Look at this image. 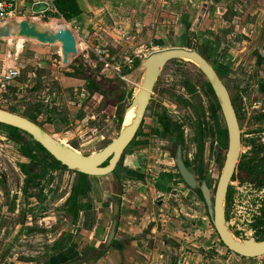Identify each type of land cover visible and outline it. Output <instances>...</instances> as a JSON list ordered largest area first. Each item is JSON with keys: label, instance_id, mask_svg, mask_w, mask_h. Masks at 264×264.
<instances>
[{"label": "rangeland", "instance_id": "374dc122", "mask_svg": "<svg viewBox=\"0 0 264 264\" xmlns=\"http://www.w3.org/2000/svg\"><path fill=\"white\" fill-rule=\"evenodd\" d=\"M203 1L209 7L206 14L209 24L203 32L200 27L194 31L186 18L192 12L189 20L193 22L197 10L172 0H166L145 15L121 18L116 23L118 26L107 12L91 14L82 26L65 21L78 41V53L67 64L62 62L59 44L42 45L22 38L0 40V58L9 49L12 59L24 66L22 84L6 83L0 91V107L26 117L38 114L37 121L46 130L89 155L118 136L124 121L121 123L117 116L125 118L142 73L127 82V92L133 95L115 107V116L108 108L116 91L122 89L120 82L142 60L155 51L181 46L205 55V46L213 42L215 51L209 60L227 69L222 77L240 118L242 152L252 138L264 142V4L257 0ZM11 11L13 19L29 18L47 25L61 20L57 17L50 20V16L34 12L25 0H15ZM210 36L212 39L208 41ZM257 48L261 57L253 62L249 55ZM91 79L101 83L99 91H105L100 101L89 98ZM200 82L199 69L191 62L173 60L164 67L144 122L122 160L125 163L126 156L136 154L140 148L134 146L136 142L146 141L137 153L145 156L142 167L152 177L135 188L124 179L128 173L124 164L115 171L116 177H91V192L82 202L92 203V209L81 211L75 223L70 221L67 210L77 175L62 169H46L40 177L30 179L21 165L31 160L22 155L20 146L0 125V264L59 263L58 258H50L55 252L54 242L63 231H67V239L78 241L77 251L89 257V245L103 242L110 226L108 214L105 230L98 231L103 206L108 209L114 195L120 192L116 186L106 190L104 186L110 178L114 182L121 180L122 191L123 188L144 190L151 199L150 207L157 221H150L153 225L147 234L150 232L151 237L145 234L143 239L135 240L139 249L158 251L162 261L170 257L177 264H238L235 253L220 240L202 198L180 178L171 154L170 134H154L157 115L168 117L172 128L180 127L185 159L196 173L203 167L210 186L215 189L226 150L218 143L215 120ZM219 119L224 122L222 116ZM156 181L166 185L169 192L158 191ZM112 191L115 193L110 198ZM230 196L227 215L232 228L241 237L263 239L264 171L253 182L243 180L237 172ZM110 263L103 259L100 264Z\"/></svg>", "mask_w": 264, "mask_h": 264}, {"label": "water", "instance_id": "95a60500", "mask_svg": "<svg viewBox=\"0 0 264 264\" xmlns=\"http://www.w3.org/2000/svg\"><path fill=\"white\" fill-rule=\"evenodd\" d=\"M48 4L41 2L35 5L34 11L41 12L47 9ZM205 3L200 10L193 30H198L206 11ZM25 38L42 45L59 44L62 52V62L67 64L78 53L77 36L65 21H56L52 25L44 24L29 18H14L0 22V40L9 38ZM173 60L188 61L196 65L206 81L212 87L222 112L227 130V149L221 173L215 189L206 180L199 179L185 161L183 142H177L174 160L184 183L192 190H200L205 201L210 220L222 243L233 253L245 258L264 256V239L254 236L241 237L232 228L227 219V197L230 185L234 178L241 156L242 132L238 113L236 111L231 93L212 64L198 50L187 47L165 48L151 53L142 60L120 82L122 92H127L130 78L142 73L138 88L127 110L133 109L134 116L130 123L122 125L118 136L103 149L92 154H83L68 144L63 143L39 122L17 112L0 107V124L13 126L39 142L43 148L58 160L62 166L74 172L89 176H105L113 173L119 164L125 149L135 138L143 123L146 111L154 92L156 83L164 67ZM126 81V82H125ZM120 220V201L114 199L112 203V221L108 236L103 248L106 252L116 236ZM82 259L64 264H80Z\"/></svg>", "mask_w": 264, "mask_h": 264}, {"label": "crops", "instance_id": "0c3cea01", "mask_svg": "<svg viewBox=\"0 0 264 264\" xmlns=\"http://www.w3.org/2000/svg\"><path fill=\"white\" fill-rule=\"evenodd\" d=\"M39 1L42 0H25V2L33 10L35 5L38 4ZM44 1L48 2L49 5L47 6L46 10L41 11L39 13H44V15L49 17V14L57 12V9L55 8L53 3L54 0H44ZM81 1L83 2L82 5L84 8V12L69 21L71 24L75 23L77 26H82L85 20L87 21V18L91 16V14L94 13L99 14L105 12H107L108 15L113 17V21L115 22V25L118 26L116 23L119 19L124 17L128 18V17H137L138 15H145L149 13L148 12L149 10H153L156 6H160L161 4L163 5V2H166V0H81ZM172 1H175L177 4L184 3L185 5L182 6L187 9L192 7V9L197 10L196 18L200 10L202 9L203 5L206 3L207 8L203 16L202 22L199 25L201 30L200 32L204 31L205 27L208 26L209 24L208 19H206V14L209 9L207 2L203 0H172ZM257 1L261 2V5L264 4V0H257ZM13 2H15V0H13ZM229 6H232V4ZM260 9L263 10V8ZM191 14L192 12L188 14L189 16L186 15V18L191 23V25H193L196 18L195 20H193V22H191L189 20V17L191 18L192 16ZM10 15L11 17L8 20L13 19V15H14L13 12ZM187 20L186 22H188ZM233 22H235V20H233ZM210 33L212 34L214 32H211L210 30ZM211 39L212 36L208 38V41ZM4 52L5 53H3L4 55L3 58H0V67H1L0 76L2 72L5 73L8 69L15 68L16 66L20 67V71L22 74V71L24 70V66L22 64L19 65L20 63H17L12 59V57L10 56L9 49H7V51ZM21 74L13 78L12 80H8V81L4 79L2 80L7 84L17 85L20 84V82H22L20 80ZM3 88H4V84H2V86L0 87V91H2ZM89 113H91L92 116L94 114L91 111ZM55 132H58L56 134H59V132L61 131H55ZM135 155L131 156L128 162L129 165H131L130 169L134 173H137L136 171L137 167L140 165L142 166V163L145 162L146 158L145 156H141L139 154H135ZM89 181L90 184L92 185L91 178H89ZM103 194L104 193L102 192V195ZM122 198L123 200H122V208H121L120 227L118 229V234L116 237V241L114 243V251L112 252L113 254L111 256L112 258L109 260V262H111L110 264H174L173 262L174 260L171 261L170 257L162 261L161 254L158 251H154L151 249H145V250L139 249L138 244L135 241L137 239H143L145 234L150 235L149 237H151L152 234L150 232L147 234V232L150 231L153 225L150 224V221L152 219L157 221L156 215H154L153 209H151L150 207L151 199L146 194V192H144V190L138 191V190H132V188H126ZM94 209H96V207H94ZM107 210H108L107 206L106 205L103 206V210L101 211L98 231L99 229L102 231L105 230V226H106L105 223H106V219L108 218ZM153 237H156V234H154ZM66 252L67 251H65L64 255H66L67 253H71L70 250H68L67 253ZM245 264H264V256L261 258H256V260H252V258H248Z\"/></svg>", "mask_w": 264, "mask_h": 264}, {"label": "trees", "instance_id": "16d2710c", "mask_svg": "<svg viewBox=\"0 0 264 264\" xmlns=\"http://www.w3.org/2000/svg\"><path fill=\"white\" fill-rule=\"evenodd\" d=\"M53 3H54L55 8L57 9V12L49 14V16L63 18L68 22L71 19L79 16L81 13L84 12V8L82 5L83 2L81 0H54ZM205 49L207 50V53L204 56H206V58L209 59V57L213 55V51H215L214 43L213 42L208 43L205 46ZM217 64L219 63L217 62ZM215 67L221 75L227 74V69L225 66H223V64L215 65ZM199 73L201 76V82L199 85H201V87L203 88L209 100V111H210L211 116L215 120V127H216L218 143L222 149L226 150L227 149V130H226L224 122H222L219 119V117L221 116L220 106L217 102V99L215 97L212 87L204 79L203 74L200 71ZM100 85L101 83L96 80H92V79L89 80L88 88L92 94L91 97L96 101H98L101 98V96L105 93V91L103 92L99 91ZM126 95H132V94L131 92L124 93L122 92V89L119 88L116 91V95L113 98V102L111 103L108 109L110 111H113L116 105L121 103L125 99ZM11 111L16 112L13 109ZM27 116L30 119L37 122L38 114L36 115L32 114V115H27ZM156 117H157L156 125L153 127L155 130L154 132L155 134L161 135V134H166L168 132L170 136H174L175 134H177L176 136L180 140H184L180 132V127L174 126V128H172L171 126L172 123L168 117H166L165 115H162V116L157 115ZM119 120L121 123H123L124 117L119 115ZM0 125L8 130L11 140H13L15 143H17L20 146V150L24 156L31 158V159H37V160L39 159V157H42L43 160L45 161V164L48 166L49 170L62 169V168L65 169V167L62 166L61 163L58 160H56L53 156H51V154H49L39 142L33 140L29 135L23 133L22 131H20L19 129L13 126H8L5 124H0ZM146 143H147L146 141L136 142L134 146L136 147L139 146L141 148L143 145L145 146ZM128 161L129 159L127 158L126 163L129 164ZM186 163L192 170H194L193 167H191L189 161H186ZM122 164H125V163H122ZM129 170L130 171H128V175L134 174V172L131 169ZM198 173H199L200 178H207L203 167L199 170ZM115 174L116 172L114 171L110 175L115 176ZM119 181H117V179L115 180L116 183H119ZM115 182L112 180V178H110L108 185L106 183L104 187L106 188V190L108 189V191H111V188H113V184ZM28 189L29 187L27 186L25 191L28 192ZM89 189H90V184H89L88 176L84 173L78 172L77 179H76L75 184L73 185L72 193L69 199L70 205L68 206V214L71 215L72 219H77L79 215V211L83 205H86V209L90 208V206L87 205L88 203L84 204V202H82V199L88 196ZM68 241L58 240L55 243L54 248L57 250H61L65 248L67 245H69V243L70 245L74 247L77 246V243L74 240H71L69 242ZM98 247L101 248L102 247L101 244L98 245ZM235 255L237 256V261L239 263L245 264L246 260H248V258L239 256L237 254Z\"/></svg>", "mask_w": 264, "mask_h": 264}, {"label": "flooded vegetation", "instance_id": "af4514ba", "mask_svg": "<svg viewBox=\"0 0 264 264\" xmlns=\"http://www.w3.org/2000/svg\"><path fill=\"white\" fill-rule=\"evenodd\" d=\"M207 8V7H206ZM195 22V21H194ZM194 25V24H193ZM193 25H192V29H193ZM195 31V30H194ZM254 44L255 43H253L250 47H252V46H254ZM258 47V46H257ZM262 49V48H261ZM204 55V54H203ZM216 56V55H215ZM259 56V57H258ZM206 57V56H205ZM261 56H260V49L259 48H257L256 50H253V52H252V54H250L249 55V58L254 62V61H256V60H259V58H260ZM208 59V58H207ZM209 60V59H208ZM210 61V60H209ZM218 71V70H217ZM34 73H36V72H34ZM219 73V72H218ZM21 74V73H20ZM220 74V73H219ZM220 76L222 77V75L220 74ZM204 79H205V77H204ZM222 79H223V77H222ZM206 80V79H205ZM224 81V80H223ZM0 84H1V86H2V84H4V88H5V82L2 80V78H1V76H0ZM22 83L20 82V84H17V86H19V85H21ZM226 84V83H225ZM88 86H89V84H88ZM227 86V85H226ZM228 87V86H227ZM229 89V88H228ZM230 91V90H229ZM264 91V90H263ZM88 92H89V98H90V100L91 101H96V100H94L91 96H92V94H91V92H90V90H89V88H88ZM100 92H103V90L102 91H100ZM124 93H126V92H124ZM128 93V92H127ZM231 93V92H230ZM132 94V93H131ZM133 95V94H132ZM128 95H126V97H127ZM231 96H232V94H231ZM102 97V96H101ZM133 97V96H132ZM133 99V98H132ZM232 99H233V97H232ZM101 100V98L98 100V101H100ZM233 102H234V100H233ZM121 103H119V104H117L116 105V107L117 106H119ZM235 105V104H234ZM128 108V107H127ZM236 108V107H235ZM92 112V111H91ZM111 112H113V114H114V112H115V108H114V110L113 111H111ZM146 115V114H145ZM114 116H115V114H114ZM221 116H222V118H223V115H222V112H221ZM118 117V119H119V116H117ZM239 117V116H238ZM144 119H145V117H144ZM223 121H224V118H223ZM239 121H240V118H239ZM38 122V121H37ZM143 122H144V120H143ZM40 123V122H39ZM41 124V123H40ZM143 124V123H142ZM224 124H225V121H224ZM142 126V125H141ZM141 126H140V128H141ZM225 127H226V125H225ZM139 128V129H140ZM241 132H242V130H241ZM24 133V132H23ZM26 134V133H25ZM137 134H138V132H137ZM137 134H136V136H137ZM155 134V133H154ZM182 134V133H181ZM177 134H175L174 136H170V142H171V144H172V150H171V154H172V156H173V158H174V156H175V153H176V148H177V142H174V143H172L173 142V139H177V141H182L183 142V154H184V140H180L177 136H176ZM56 138H59V137H57L58 135H54ZM135 136V137H136ZM60 139V138H59ZM135 139V138H134ZM133 139V140H134ZM242 139H243V135H242ZM62 142L64 143L65 141L64 140H62ZM133 142V141H132ZM131 142V143H132ZM142 142H144V141H142ZM66 144V143H65ZM109 144V143H108ZM105 147V146H104ZM103 147V148H104ZM127 149V148H126ZM125 149V150H126ZM137 150V151H136ZM135 151H136V154H139V153H137V152H139V150H141V149H136ZM78 151V150H77ZM79 152V151H78ZM81 153V152H80ZM124 153H125V151H124ZM23 155V154H22ZM24 156V155H23ZM125 155L123 154V156H122V158H121V160H120V162H119V164L117 165V167L115 168V170L114 171H116L117 170V168L119 167V166H121L122 165V160H123V157H124ZM133 156V155H132ZM26 157V156H25ZM131 157V155H129V156H126L124 159H125V163L127 162V158L129 159ZM26 158H28V157H26ZM184 158H185V156H184ZM28 159H30L31 160V162L30 163H28V164H22L21 166H22V168H23V170H24V172L28 175V176H30L29 178L30 179H36V178H38V177H40L41 176V173L43 172V170H48V171H53V170H49V168H48V166L45 164V161L43 160V158L42 157H39V159L37 160V159H31V158H28ZM175 161V160H174ZM185 161H187L186 159H185ZM127 164V165H126ZM126 164H124L127 168H128V171H130L129 169H130V167H131V165H129L128 163H126ZM187 164V163H186ZM23 165H24V167H23ZM175 165H176V163H175ZM188 166V165H187ZM189 167V166H188ZM192 167V166H191ZM222 167H223V165H222ZM176 168H177V166H176ZM190 168V167H189ZM191 169V168H190ZM55 170H59V169H55ZM62 170H66V171H71V170H68L67 168H65V169H63L62 168ZM192 170V169H191ZM222 170V169H221ZM113 171V172H114ZM136 171H137V173H134V174H129L128 175V173H127V175H126V177L124 178L125 180H126V182H129L130 184H132L133 185V187H135V188H139L140 187V184L141 183H143L145 180H147V178L148 177H152L151 176V174H149L148 172H147V170H144L143 169V167L140 165V166H138L137 167V169H136ZM177 171H178V169H177ZM194 172H195V170H193ZM264 171V142H261L260 140H259V138H252L251 140H250V142L249 143H247V149H245L244 150V152H242V148H241V156H240V160H239V163H238V165H237V169H236V172H235V175L237 174V172L239 173L240 172V174H241V178L243 179V180H245V181H250V182H253L254 180H255V178H256V176H258L259 174H261L262 172ZM73 173H75L76 175H77V173L78 172H74V171H72ZM221 173V172H220ZM178 174H179V171H178ZM195 174H196V176L199 178V179H203V180H206L207 182H208V180H207V178H200L199 177V173H196L195 172ZM87 175V174H86ZM110 175V174H109ZM166 177H169L170 175L168 174H164ZM235 175H234V178H235ZM88 176V180H89V178H91V177H97V178H99V177H103V176H89V175H87ZM179 176H180V178L182 179V177H181V175L179 174ZM170 177H172V175L170 176ZM169 177V178H170ZM233 178V179H234ZM219 179V178H218ZM120 180V179H119ZM158 180V179H157ZM34 181V180H33ZM182 181H183V179H182ZM218 182V181H217ZM183 183H184V181H183ZM89 184H90V181H89ZM185 184V183H184ZM208 184L210 185V183L208 182ZM74 185V184H73ZM142 185V184H141ZM186 185V184H185ZM114 186H116V187H119V189H120V192L119 191H117V194H115L114 195V193H115V191H112L111 193H109V195L110 196H108V197H112L113 195H114V197L112 198V200H111V204H109V207H108V214H110V226H109V229H108V232H109V230H110V227H111V221H112V203H113V201H114V199H116V198H118L119 199V201H120V220H121V208H122V200H123V194L125 193V189L123 188V191H122V186H123V184L121 183V180L119 181V183H114L113 184V189H114ZM187 186V185H186ZM188 187V186H187ZM211 187V186H210ZM216 187V186H215ZM72 188H73V186H72ZM155 188H157V190H159V191H162V192H169L168 190V188H167V186L166 185H162V184H160V181H156V184H155ZM189 188V187H188ZM118 189V190H119ZM191 189V188H190ZM72 190V189H71ZM104 190V189H103ZM192 190V189H191ZM193 191H195L201 198H202V200H203V202L205 203V201H204V199H203V196H202V193H201V191L200 190H193ZM91 192V184H90V189H89V192H88V196H89V193ZM71 193H72V191H71ZM201 194V195H200ZM231 195V185H230V188H229V191H228V197H227V203L229 202V200H230V196ZM70 196H71V194H70ZM88 196L86 197V198H83L82 199V201H84V199H87L88 198ZM70 199V198H69ZM87 205H89L90 206V208L89 209H86V206H85V208H82L81 207V209H80V211H79V213L81 212V211H83V210H91L92 209V203L90 204V202H85ZM84 203V204H85ZM206 205V204H205ZM207 208V207H206ZM68 211V210H67ZM207 212H208V210H207ZM227 213H228V208H227ZM69 215V214H68ZM209 215V214H208ZM22 219H23V221H24V218H25V216H26V214L25 213H23L22 214ZM78 217H79V215H78ZM78 217H77V219H78ZM77 219H72V217H71V215H70V221L72 222V223H75L76 221H77ZM227 219H229V217H228V215H227ZM120 220H119V225H118V229H119V227H120ZM165 221V220H164ZM230 222V221H229ZM231 224V223H230ZM118 229H117V233H116V236H115V238L113 239V241H112V244L109 246V248H108V250L106 251V252H103V248H104V246H105V242H106V239H107V236H108V232H107V234H106V237H104L103 239H100V241L101 240H103V242H101L100 244H101V248H99L98 247V245H100V244H98L97 246H96V244L95 243H93V244H90L89 245V252H91V254L89 255V257H87L86 255H87V253H84L83 252V254H82V252H80V251H77L78 250V241L75 239V238H68L69 239V241H71V240H74L76 243H77V246L76 247H74V246H72V245H70V243H69V245H67L66 247H69V248H63V249H61V250H57V249H55L54 248V245H55V243L58 241V240H63V241H68V239H67V237H66V232L67 231H63V232H61V234H60V236L55 240V242H54V245H53V249L55 250V252H54V254L51 256V258L50 259H52L53 257L54 258H58V261H59V263H57V264H64V263H66V262H69V261H72V260H75V259H77V258H81L82 259V261H81V263L80 264H100L101 263V260H103V259H107L108 261H107V263L109 262V260L112 258L111 256H112V252L114 251V243H115V241H116V237H117V234H118ZM73 235H71V237H72ZM68 241V242H69ZM96 241H99V239H97ZM82 247V246H81ZM68 250H70V252L71 253H67L68 252ZM83 250V249H82ZM85 250V249H84ZM83 250V251H84ZM65 251H67L66 253V255H64L65 254ZM87 251V250H86ZM52 262V261H51ZM50 262V263H51ZM174 264H177V261L174 259Z\"/></svg>", "mask_w": 264, "mask_h": 264}, {"label": "built area", "instance_id": "2783aa9c", "mask_svg": "<svg viewBox=\"0 0 264 264\" xmlns=\"http://www.w3.org/2000/svg\"><path fill=\"white\" fill-rule=\"evenodd\" d=\"M40 2H46V1L42 0V1H39L38 3ZM13 3H14L13 0H0V22L7 21L10 18L9 15L12 13L11 10L13 9V6H14ZM46 3L49 5L48 2ZM53 19L54 17L50 18V20H53ZM61 20L66 21L63 18H61ZM20 73H21L20 67L16 66L15 68L8 69L5 73L2 72L1 78L6 81L12 80L13 78L19 76Z\"/></svg>", "mask_w": 264, "mask_h": 264}, {"label": "bare ground", "instance_id": "6f19581e", "mask_svg": "<svg viewBox=\"0 0 264 264\" xmlns=\"http://www.w3.org/2000/svg\"><path fill=\"white\" fill-rule=\"evenodd\" d=\"M56 21H62V20H56ZM22 39H25V38H22ZM133 116H134V110L133 109L127 110L126 113H125L124 124L130 123V121L133 118Z\"/></svg>", "mask_w": 264, "mask_h": 264}]
</instances>
